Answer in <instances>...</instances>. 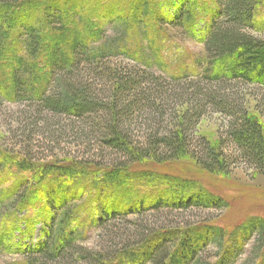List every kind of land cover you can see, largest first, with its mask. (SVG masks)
I'll use <instances>...</instances> for the list:
<instances>
[{"label": "trees", "instance_id": "16d2710c", "mask_svg": "<svg viewBox=\"0 0 264 264\" xmlns=\"http://www.w3.org/2000/svg\"><path fill=\"white\" fill-rule=\"evenodd\" d=\"M261 2L215 0L201 72L167 78L151 70L143 47L134 53L122 38L133 25L143 29L145 37V1L138 19L124 18L122 26L114 23L121 37H106L104 29L88 23L93 16L83 15L73 0H0V101L20 107L16 129L24 137L20 157L5 156L8 164L32 173L40 158L32 154L30 144L43 135L50 142L81 140L100 159L108 154L107 164L76 157L71 166L101 164L112 179L142 160L184 157L211 174L225 175L241 166L264 174L262 124L236 91L242 85L264 87V37L254 33ZM178 16L180 24L190 20L188 12ZM119 56L125 62L117 60ZM211 112L222 116L215 144L197 132L201 119ZM41 166L67 175L66 167L49 162ZM28 190V182L22 183L6 202L0 200V219L25 204ZM54 199V193L47 196L45 206L52 217L39 247L26 252L25 264H209L201 257L204 248L211 243L221 247L215 239L222 238L220 228L181 230L142 221L149 212L165 209L218 207L206 192L182 195L179 190L154 202L142 199L101 211L92 218L98 231L95 247L83 245V231L72 227L78 207ZM249 221L246 236L253 231L263 236L264 220ZM223 256L217 264H231Z\"/></svg>", "mask_w": 264, "mask_h": 264}, {"label": "rangeland", "instance_id": "374dc122", "mask_svg": "<svg viewBox=\"0 0 264 264\" xmlns=\"http://www.w3.org/2000/svg\"><path fill=\"white\" fill-rule=\"evenodd\" d=\"M73 1L82 8L83 15L93 16L88 23L93 28L104 29L106 37H121V31L113 26L114 23L122 26L120 22L124 18L138 19L145 1L148 9L147 16L143 18L146 35L143 38V29L130 26L122 35L124 43L134 53L143 47L142 53L150 56L151 70L167 78L201 72L203 41L217 10L215 0ZM183 12L189 13L190 20L180 24L178 14ZM255 25L257 31L254 33L264 37L262 2L256 8ZM123 59L119 56L117 60ZM236 91L237 96L244 99L248 112L260 121L264 131V87L260 84L242 85ZM19 109L15 104L0 101V200L6 202L11 191L22 183L28 182L29 189L25 204L11 209L0 219V264H25L26 252L39 247L46 233L45 225L52 217L45 206L50 193L55 194L57 203L68 202L78 207L77 220L72 227L83 231V245L95 247L98 231L92 218H97L101 211L121 209L120 205L124 203V206L128 203L135 205L142 199L154 202L172 197L179 190L182 195L206 192L219 202V206L165 209L157 214L149 212L142 221L145 219L144 223L150 227L163 225L181 230L202 225L211 229L220 228L222 238L215 239L220 240L221 247L215 243L207 245L201 253L204 261L217 264L224 254L223 258H229L231 264H264V233L259 236L253 231L248 238L245 228L250 219L264 220V174L244 166L234 168L225 175L211 174L184 157L167 162L142 160L119 170L121 178L114 180L108 175L109 169L101 164L87 162L71 166L76 157H90L89 160L107 164L108 154L100 159L93 156L89 146L81 140L65 137L50 142L43 135L36 136L30 144L32 154L40 158L35 159L39 160L36 169L32 173L17 171L12 163L8 164L9 159L5 156L16 159L21 155L18 150L24 137L16 129L19 127ZM221 123L222 116L211 112L201 119L197 132L215 144ZM3 152L6 154L2 155ZM1 157H4L3 161ZM47 162L66 167L67 175L42 169L41 165ZM125 196L130 199L124 201ZM131 219L137 221L139 218L131 216Z\"/></svg>", "mask_w": 264, "mask_h": 264}]
</instances>
